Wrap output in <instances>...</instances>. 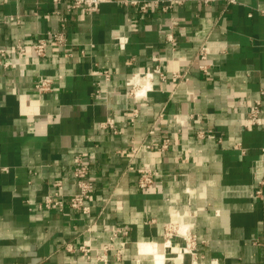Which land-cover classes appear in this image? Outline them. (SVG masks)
<instances>
[{
	"label": "crops",
	"instance_id": "0c3cea01",
	"mask_svg": "<svg viewBox=\"0 0 264 264\" xmlns=\"http://www.w3.org/2000/svg\"><path fill=\"white\" fill-rule=\"evenodd\" d=\"M69 2L0 0V20L19 17L0 23V45L21 42L31 54L38 37L61 30L69 41L0 69V264H153L141 243L164 251L166 264H196L177 251L179 236L170 239L176 251L165 246L166 227L179 217L197 236V264H264V0H185L147 12L113 0L93 13L69 11ZM171 30L176 45L167 42ZM202 43L207 71L197 58ZM156 65L168 78L155 74L146 95L132 94L127 80ZM185 69L188 79L176 84L172 74ZM44 75L56 80L41 94L35 84ZM258 98L261 123L247 127ZM107 118L118 132L100 126ZM164 138L168 149L143 147L132 160L160 172L142 189L128 170L131 149ZM77 154L96 185L91 213L41 207L57 180L65 194L76 190ZM114 224L129 227L121 260L66 250L88 237L103 245Z\"/></svg>",
	"mask_w": 264,
	"mask_h": 264
},
{
	"label": "built area",
	"instance_id": "2783aa9c",
	"mask_svg": "<svg viewBox=\"0 0 264 264\" xmlns=\"http://www.w3.org/2000/svg\"><path fill=\"white\" fill-rule=\"evenodd\" d=\"M113 0H70L69 2V11L75 9L81 10L84 13H93L99 10V7L104 2H110ZM203 4H212L217 3L222 0H198ZM237 0H225L226 4L235 3ZM56 5H59L62 0H53ZM124 4H131L137 6L141 12H147L151 5L156 8H160L163 11H170L175 6L183 4L185 0H121ZM57 9L54 10V13H61ZM13 21H19V17L16 15H7L0 23H9ZM167 42H170L173 45L177 43V37L173 30L169 31L166 35ZM120 46L124 47L126 43V38H118ZM69 44L67 34L64 30L49 32L46 35L38 37L30 49L31 54H29V49L21 42H17L12 46L5 44L0 45V69H11L16 66H22L26 64L28 56H34L36 58L44 57L48 54L49 48H65ZM197 58H199L202 63L200 68L204 71H207L208 66L206 61L208 59V52L206 44L202 43L199 46L197 52ZM189 70H180L175 71L171 79L177 84L179 82L185 81L188 79ZM106 79H110L111 72L106 70L101 72ZM155 74H159L162 79H167L168 76L162 71L159 65H156L153 70L147 72H140L134 74L127 80V85L131 87V93L135 95H146L148 88L152 87V80L154 79ZM62 74H58L56 78L61 79ZM56 78L51 75L41 76L40 79L36 82L35 88L41 94L50 92L54 89V83ZM99 94V90L97 91ZM261 112H262V100L260 98L254 100L253 103L249 106L248 116H247V127L257 126L261 123ZM138 116L137 110L133 111L132 116L130 117V122L133 123ZM100 126L103 128H109L114 132H118V129L115 124L114 118H107L100 123ZM203 133L200 132V136ZM170 145V139L164 138L157 145H150L146 143L140 144L138 147H133L131 149V154L129 157L130 163L128 165V170L136 171L139 174L138 183L142 189L149 188L154 183V180L159 176L160 172L157 168H153L148 165L136 166L133 163V158L139 153L141 148H156L161 151L168 149ZM73 183L76 186V190L72 193L65 194L62 190L64 184L62 180H57L54 182V189L52 192L46 194L41 203V207L47 209H54L63 211L66 206L80 212L81 214L87 215L92 211V202L94 197V192L96 190V185L94 180L90 177V166L85 161L84 157L81 154H77L74 157V167H73ZM262 192L261 189L255 191L256 195H260ZM166 234L168 240L175 234L183 240V245L181 246L180 251L182 253H191L192 256H195L194 263H198L197 256V236L193 234L191 226L188 225V228L182 232L177 224H169L166 227ZM92 224L86 226L85 232H91ZM129 234V227L126 225L114 224L110 227V236L109 240L101 246H96L92 238H84L79 245L74 246L71 243L65 244L67 251L72 254L78 253L83 259L87 261H96V262H105L109 260V254L113 252L116 260H121L123 257V252L128 244L126 236Z\"/></svg>",
	"mask_w": 264,
	"mask_h": 264
},
{
	"label": "bare ground",
	"instance_id": "6f19581e",
	"mask_svg": "<svg viewBox=\"0 0 264 264\" xmlns=\"http://www.w3.org/2000/svg\"><path fill=\"white\" fill-rule=\"evenodd\" d=\"M182 218H178V223L182 225L181 231L183 232L185 228H188L189 224H185L182 220ZM165 246L172 247L174 251L177 250V247L174 246L171 240H167ZM167 248V247H166ZM177 251H180L179 248ZM140 252L143 254H153L154 256V262L153 264H166L167 256L166 253L158 251V249L152 244V243H141L140 244ZM183 253L180 251V255ZM175 258V257H174Z\"/></svg>",
	"mask_w": 264,
	"mask_h": 264
},
{
	"label": "rangeland",
	"instance_id": "374dc122",
	"mask_svg": "<svg viewBox=\"0 0 264 264\" xmlns=\"http://www.w3.org/2000/svg\"><path fill=\"white\" fill-rule=\"evenodd\" d=\"M186 224V223H185ZM179 227H180V230H181V228H182V225L179 223ZM175 246V245H174ZM160 252H163L164 253V251H160ZM154 256V255H153ZM153 262H154V257H153Z\"/></svg>",
	"mask_w": 264,
	"mask_h": 264
}]
</instances>
